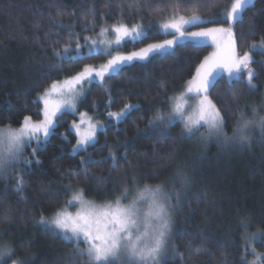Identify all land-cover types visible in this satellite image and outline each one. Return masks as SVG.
<instances>
[{
  "label": "trees",
  "instance_id": "obj_1",
  "mask_svg": "<svg viewBox=\"0 0 264 264\" xmlns=\"http://www.w3.org/2000/svg\"><path fill=\"white\" fill-rule=\"evenodd\" d=\"M231 1L0 0V127H17L24 116L40 120L38 94L85 65L105 62L106 55L101 52L74 62L54 58V50L62 49L69 40L73 41L71 46L75 44L74 34L81 39L105 26L153 22L174 12L177 16L215 18V23L194 28L226 26V19L219 15ZM137 5L140 11L135 10ZM250 21L254 25L252 34H248ZM234 32L238 52L249 51L253 56L259 89L264 82V51H252L249 46L264 38V0H255ZM168 36L171 34L153 27L138 42L126 41L121 50L139 51ZM211 51L208 44L181 42L174 51L124 65L103 83L89 84L77 111L58 116L54 134L27 160L31 163L25 164L17 176V172L13 177L0 176V247H10L14 256L29 259L27 264H73V244L37 225L41 216L54 213L76 187L82 188L88 198L106 200L134 183L165 182L169 190L181 193L174 220L176 231L183 234L171 240L177 255L170 264H238L245 254L242 237L264 232V137L255 136L243 146H202L184 136L179 121L165 128L166 136L161 139L159 131L150 125L156 108L181 90ZM225 80V76L219 80L209 97L221 110L226 121L224 131L229 134L254 96L244 78L231 87ZM161 81L167 83L166 88L161 87ZM109 97L114 102L110 103ZM125 103L137 107L122 121L98 131L97 143L87 151L72 152L76 136L70 125L79 119L78 114L106 120L109 112L120 111ZM108 146L119 157L115 168L112 159L101 161L108 156ZM88 157L98 162L84 168L80 161ZM173 173L187 175L190 183L184 185L180 175L173 180ZM18 177L23 180L22 191L16 189ZM96 177L106 182L100 183ZM262 240L252 247L263 251Z\"/></svg>",
  "mask_w": 264,
  "mask_h": 264
},
{
  "label": "snow or ice",
  "instance_id": "obj_2",
  "mask_svg": "<svg viewBox=\"0 0 264 264\" xmlns=\"http://www.w3.org/2000/svg\"><path fill=\"white\" fill-rule=\"evenodd\" d=\"M255 0H233L230 8L225 5V19L230 25L228 28H202L200 31L186 34L187 27H195L205 23H215L214 17L207 20L201 16L193 14L185 17L177 16L174 12L172 17L161 25L164 32L173 35V39L164 40L163 43L149 44L147 47L134 51L129 55H116L107 61L106 64L96 68L92 65H85L83 69L70 78L63 81H53L44 93L38 94L37 100L43 102V119L34 122L31 116H24L20 122L19 128H13L10 124L0 128V167H6L11 162H23L30 164L31 161L23 160L24 147L33 140L37 144V149H33L35 155L39 146L47 141L54 134L56 121L59 115L66 111H77L78 100L85 97L83 89L84 83L91 84L99 79L103 83L110 78L121 65L133 61H144L152 55L167 54L174 51L181 40H202L212 38L217 43L218 51L204 57V60L195 69V75L187 81L186 91L180 97H176V103L173 106L172 113L165 119L157 115L150 125L159 131L158 139L164 138V131L169 125L173 124L177 118L183 122V131L191 138L202 127L208 129L209 135H215L217 138L223 137L225 144L239 143L242 146L251 142L247 130L253 124L252 120L240 117L237 126L233 129L231 136L224 132L225 119L216 103L210 99V91L215 88L220 79L226 74L225 84L231 87L234 82L242 80L246 73V83L249 90H255L258 85L254 83L257 76L256 70L252 67L254 63L249 51L241 55L237 50V36L234 27L237 23H243L244 12L254 6ZM136 11H140L137 5ZM123 10L121 8V15ZM92 24H95V13H92ZM103 18V17H102ZM19 25H17V28ZM34 27H39L38 24ZM254 25L249 27V33L252 34ZM87 30V29H85ZM109 32L116 35L115 44L119 46L126 38L133 42H138L145 38V29L142 24H136L129 27L126 23L119 22L102 27L99 33L104 36ZM73 35V33H69ZM75 41V50L71 45L73 41L69 40L62 49L53 51V57L56 59L74 62L89 58L100 51V45L105 44L101 40L92 39L89 43V37H83L84 43L79 42V34ZM227 37L223 50L220 49L219 37ZM38 40V38H36ZM109 47H105L103 52L107 55L110 51L111 41L107 42ZM250 50L264 48V38L259 45L251 44ZM161 87L166 88L167 83L161 81ZM55 94L61 99L52 101L51 97ZM192 97H198V102L193 112L185 115L187 109L191 107L187 101ZM235 98V94L233 95ZM36 102V101H34ZM109 102H114L109 97ZM136 105L125 103L124 107L118 112H109L108 116L120 122L125 119ZM81 121L79 124L73 123L72 127L76 129L78 139L73 146V152L87 151L89 146L97 143V132L104 128V125L98 122H92V118H87V128L81 129L85 123L86 113H80ZM162 126V127H158ZM259 127L264 133V117L259 120ZM43 137V139H41ZM109 147L107 157H101V161L112 159L113 168L119 157ZM127 151V149H126ZM171 154H169V157ZM91 157L82 158L80 164L86 168L89 163H97ZM36 163H40L39 160ZM74 174V173H70ZM87 174V173H85ZM184 185L190 183L185 174H178ZM100 183H105L102 177H96ZM71 187L66 186V188ZM17 191H22L23 180L17 178ZM131 189L124 188L119 197L114 202L109 201L102 206L95 205L92 201L84 199L83 190H76L71 199L67 201L68 205L78 204L79 211L75 214L66 211H59L55 217L48 221L41 216L39 223L51 229L52 235L59 236L66 242L73 244V264H170V260L177 255L175 246L169 247V242L178 233L175 229L174 212L180 206L181 193L175 192L176 205L171 204L173 194H166L161 186L155 188L145 185L139 191L138 195L131 203L124 204L128 199ZM147 205L146 208L142 207ZM248 225L246 224L245 227ZM244 239V255L241 256L238 264H264V253H257L252 247L254 242L264 239V232L253 233L251 237L247 234ZM84 247H81V244ZM251 248V253L249 249ZM171 251V256L169 252ZM252 254L256 257L253 261L247 260V255ZM15 253L10 247H0V264H7ZM79 258V259H77ZM183 257L181 256V259ZM13 264H22L19 260H14Z\"/></svg>",
  "mask_w": 264,
  "mask_h": 264
},
{
  "label": "rangeland",
  "instance_id": "obj_3",
  "mask_svg": "<svg viewBox=\"0 0 264 264\" xmlns=\"http://www.w3.org/2000/svg\"><path fill=\"white\" fill-rule=\"evenodd\" d=\"M233 2V0L229 3L230 5L228 6L230 8L231 6V3ZM225 11L223 12V14L219 15L220 16V19H223L225 20V15H224ZM172 17V16H171ZM171 17L169 18H161V19H158L156 21H149V22H141V23H138V24H142L143 25V28L145 29V35L149 32V30H151L153 27H156L161 33L163 34H169V33H166L162 30L161 28V25L163 23H165L167 20H169ZM136 25V24H134ZM129 27L133 26V25H128ZM230 25L227 23L226 26H214V27H210V28H218V27H222V28H228ZM109 28L111 26H108ZM202 28L198 29V28H194L192 26L190 27H187L186 29V34L187 33H190V32H195V31H200ZM101 31V30H100ZM100 31L98 32H94V33H87L85 35H83V37L87 36L89 37V43L91 42L92 39H95L97 40V42L99 43V41L103 40L105 41V44L103 45H100V51L101 53L104 54L103 52V49L105 47H109L108 43L109 41H111V47H110V51L109 53L106 55V60L104 63L102 64H106L107 61L109 59H111L113 56H116V55H129L131 54L132 52H123L121 50V47L123 46V44L126 42V41H131L130 39L126 38L125 41H123L119 46H117L115 44V40H116V35L115 33L113 32H109L108 34L104 35V36H100L99 33ZM83 37L81 39H79V42L81 44L84 43V40H83ZM173 39V35L171 36H168L167 38H165L164 40H171ZM159 41V42H156V43H163V41ZM187 41H191V42H194V43H199V44H208V45H211L212 47V51L210 52L211 53H214L216 51H218V48H217V43L214 42L212 40V38H205V39H202V40H191V39H188V40H181L179 43L181 42H187ZM219 41H220V49L223 50L224 48V44L225 42L227 41V37L226 36H223V37H219ZM260 44V43H259ZM257 44V45H259ZM73 50H75V44L73 46H71ZM257 50H261V51H264V48H258ZM138 52V51H136ZM105 55V54H104ZM243 55V54H241ZM250 55L252 56V54L250 53ZM252 59H253V56H252ZM139 61V60H137ZM145 61V60H144ZM135 62V61H133ZM132 63V62H131ZM100 64V65H102ZM127 64H130V63H125L123 65H121L119 67V69L124 66V65H127ZM100 65L98 66H94L96 68H99ZM118 69V70H119ZM225 77H226V74H225ZM70 78V77H69ZM244 80L246 81L247 77H246V73L244 75ZM64 80V79H63ZM61 80V81H63ZM94 82H97V83H101L99 81V79L95 80ZM254 83H256L258 85V83L254 80ZM186 84L187 82L184 84V86L181 88L180 91L176 92L175 94H172V96H170L167 100L164 101V103H161L155 110V115H154V118L159 115V116H162L164 117L165 119H167V117L172 113V109H173V106L174 104L176 103V100L175 98L176 97H180L183 93H185L186 91ZM89 83H84L83 85V89L84 91L86 92V89L88 87ZM252 91V95L254 96L251 100L248 101L246 107H247V110H245L243 117L244 119L246 120H252L253 121V124L249 127V129L247 130V134L248 136L251 138V140H253V137L255 136H261V137H264V133H262L261 131V128L259 127V120L261 117H264V82H262V85H260L259 89L258 87L255 89V90H251ZM43 94V93H42ZM41 94V95H42ZM52 101H59L61 98L55 94L52 95L51 97ZM198 97H192L190 98L187 103L189 105H191V107H189L185 113V115H189L193 112V109L196 107L197 105V102H198ZM81 100V99H80ZM77 103H79V101ZM41 104H42V110H43V102L41 101ZM133 105H136L134 103H131ZM137 106V105H136ZM66 112H73V111H66ZM76 112V111H75ZM118 112V111H117ZM240 115V117L242 116ZM79 116V119L77 121H75V123L79 124L80 121H81V116L80 114H78ZM90 117V116H86L85 117V123H84V126L83 128L81 129V131L85 130L87 128V118ZM43 119V113H42V118L40 120ZM240 119V118H239ZM34 122H36L35 120H33ZM39 121V120H38ZM175 121H179L180 124H182L183 126V122L177 118ZM239 121V120H238ZM92 122H98L102 125H104V128L105 129L108 125H110L111 123H114V122H117L115 119L113 118H110L108 115H107V119L106 120H94L92 118ZM74 123V122H73ZM73 123L70 125V130L75 134L76 136V141L74 143V145L76 144L77 142V139H78V135H77V131L76 129H74L72 127ZM2 127H5V126H2ZM0 127V128H2ZM19 126L17 127H13V128H19ZM101 129V130H103ZM100 131V130H99ZM225 132V131H224ZM184 133V136L186 138H189L188 137V134ZM227 135L231 136L232 133H227L225 132ZM41 139H43V137H41ZM193 143L195 144H199V145H202V146H205V145H209V144H216V145H220V146H225L227 144L224 143L223 141V137H220V138H217L215 135H209L208 133V129L206 127H202L200 128V130L198 132H196L194 135L191 136V138H189ZM44 144V143H43ZM41 144V145H43ZM41 145L39 146V148L41 147ZM73 145V146H74ZM73 146H72V152H73ZM33 149H37V144L36 142L33 140L30 144H27L25 147H24V151H23V160L27 161V160H30L31 157L33 156ZM83 151V150H81ZM74 153V152H73ZM26 163H23V162H20V163H17V162H11L8 166L6 167H0V176L2 177H13L14 174H16V176L18 175V172L21 171L24 167ZM175 176V178H174ZM178 174L176 173H173V180L174 179H177L178 180ZM167 183L163 182V184H158V185H148L149 187H152V188H155L156 186H161L162 187V191L166 194H173V198L171 200V204L175 205V195H174V191H172V189L168 188V184L166 185ZM145 185L147 184H143V185H140V184H137V183H134L129 189H131V192L128 196V199L123 201L124 204H128V203H131V201L138 195L139 191L142 190ZM82 188H79V187H76V188H73L70 192V195L69 197L63 201V203L60 205V207L54 212L52 213L51 215L49 216H43L45 217L48 221H51L55 215L57 214V212L59 211H66V212H70L72 214H75L77 211H79V205L76 204V205H68L67 204V201H69L72 197V195H74L75 191L76 190H81ZM83 190V189H82ZM84 192V191H83ZM120 195L116 196V197H112V198H109V199H106V200H96V199H92V198H88L85 193H84V199L86 200H89V201H92L95 205L97 206H102L104 205L105 203L109 202V201H112L114 202L116 200L117 197H119ZM142 207L146 208L147 205H143ZM177 211V210H176ZM174 215V214H173ZM40 219L37 221V225L39 226H42L48 230L51 231L50 228L46 227L45 225H41L39 223ZM263 243H264V239L262 240ZM81 247H84V244L82 243L81 244ZM169 247L171 249V241L169 242ZM257 253H264V250L262 251H258L256 250ZM249 253H251V248L249 249ZM171 254V251L169 252V255ZM256 257L252 254H248L247 255V260L248 261H253L255 260ZM14 260H19L22 262V264H27L28 260L29 259H26V260H23L21 258H18L17 256H12L10 259H7V264H13V261Z\"/></svg>",
  "mask_w": 264,
  "mask_h": 264
}]
</instances>
